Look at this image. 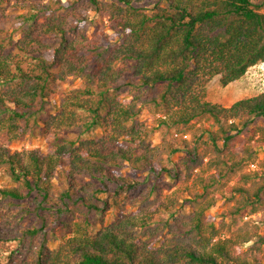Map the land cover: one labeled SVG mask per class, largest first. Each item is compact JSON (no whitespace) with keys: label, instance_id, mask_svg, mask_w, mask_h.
<instances>
[{"label":"trees","instance_id":"16d2710c","mask_svg":"<svg viewBox=\"0 0 264 264\" xmlns=\"http://www.w3.org/2000/svg\"><path fill=\"white\" fill-rule=\"evenodd\" d=\"M89 11L115 42L87 36ZM261 63L264 0H32L0 12V134L44 136L49 148L0 146V264H262L238 248L264 246L241 222L264 212V162L246 169L264 147V91L229 106L208 93L213 78L225 87ZM69 78L81 84L40 117ZM144 111L175 132L153 145ZM239 125L251 144L234 147ZM125 167L157 182L117 174ZM220 200L230 206L216 224L206 214Z\"/></svg>","mask_w":264,"mask_h":264},{"label":"rangeland","instance_id":"374dc122","mask_svg":"<svg viewBox=\"0 0 264 264\" xmlns=\"http://www.w3.org/2000/svg\"><path fill=\"white\" fill-rule=\"evenodd\" d=\"M32 0H5L0 5V12L9 15H15L19 12L23 11V7L25 4L29 3ZM38 1V0H36ZM89 21L85 26V32L90 39H97L101 44L107 45L109 43H113L117 40V35L108 28L107 18L100 17L93 11L88 12ZM8 32L10 34L12 32L13 24L11 22L7 23ZM80 80L69 78L65 82L57 83L53 85L55 95H52L49 98V102H45L44 110L40 114V117L48 118L50 115H54L57 113L56 104L59 103V95L65 89L79 86ZM264 91V63L258 64L252 68H250L247 73L239 80L230 83L229 85L222 87L219 83V78H213L208 84V93L209 97L213 99L215 102H219L226 106L231 105L235 101L244 98L256 95L260 92ZM128 101L129 99H125ZM155 111V108L153 109ZM160 114H154L152 111H144L139 117L138 120L140 124L155 129L154 134L151 137L152 144L157 145L161 142L162 138L170 137L174 132V128H167L160 124L159 118ZM198 126L204 125L205 127H210L216 129L217 126L213 124L212 121L201 120L197 123ZM241 131L237 134L234 139V147H242L247 144H251L248 142L249 136V127L245 125H239ZM189 140L193 138V135L186 134ZM206 137V135H205ZM47 138L44 136H33L27 135L21 139L12 140L9 136L5 134H0V146H4L9 148L11 151H30V150H40V151H48V142ZM255 156H256V168H253L252 165L254 163H250L246 165L247 170H254L261 166V162H264V147H256L255 148ZM183 152H177L174 155L169 157L168 164L171 166L173 162L179 159V157L183 156ZM117 174L122 176H132L140 181H144L146 185H151L154 181L152 176L148 175L145 171L133 170L128 167L122 168ZM163 186L164 194L170 193L172 189L167 188L166 184L173 183V179L169 178L167 175L161 176L157 179ZM157 182V181H156ZM4 184V180L0 179V186ZM175 188V186H174ZM230 204L227 202L220 200L214 205L206 214L207 219L213 220L214 223L218 224L223 219L222 212L226 210ZM184 211L189 212L191 209L189 207H184ZM128 215L138 214L137 210L134 208H128L126 210ZM120 216V214L118 215ZM248 216V219H246ZM115 221V215L109 214L106 223H111ZM229 221V219H227ZM249 221L258 226V232L260 234H264V212H260L254 215H249L248 211H244L241 216V222ZM163 240H152L148 243V247L151 250H158L163 245ZM57 242H53L52 246H55ZM257 244V239L255 238L253 241L241 246L238 248V252H246L248 251L250 254L258 253L259 258L262 260V264H264V246H262L263 250L258 252L252 249L253 246Z\"/></svg>","mask_w":264,"mask_h":264},{"label":"built area","instance_id":"2783aa9c","mask_svg":"<svg viewBox=\"0 0 264 264\" xmlns=\"http://www.w3.org/2000/svg\"><path fill=\"white\" fill-rule=\"evenodd\" d=\"M252 167L256 168V164H253ZM246 219H248V216H246Z\"/></svg>","mask_w":264,"mask_h":264}]
</instances>
